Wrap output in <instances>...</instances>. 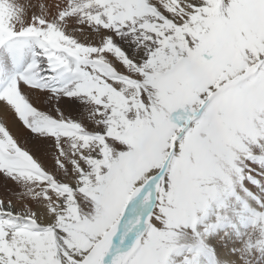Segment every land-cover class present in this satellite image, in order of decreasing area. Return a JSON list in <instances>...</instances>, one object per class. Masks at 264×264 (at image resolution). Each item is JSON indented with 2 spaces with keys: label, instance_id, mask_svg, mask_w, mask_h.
<instances>
[{
  "label": "snow or ice",
  "instance_id": "1",
  "mask_svg": "<svg viewBox=\"0 0 264 264\" xmlns=\"http://www.w3.org/2000/svg\"><path fill=\"white\" fill-rule=\"evenodd\" d=\"M0 264H264V0H0Z\"/></svg>",
  "mask_w": 264,
  "mask_h": 264
},
{
  "label": "rangeland",
  "instance_id": "2",
  "mask_svg": "<svg viewBox=\"0 0 264 264\" xmlns=\"http://www.w3.org/2000/svg\"><path fill=\"white\" fill-rule=\"evenodd\" d=\"M33 2H39V0H33Z\"/></svg>",
  "mask_w": 264,
  "mask_h": 264
}]
</instances>
